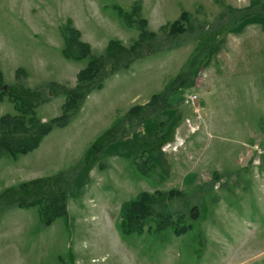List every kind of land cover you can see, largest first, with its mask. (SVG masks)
<instances>
[{
  "label": "rangeland",
  "instance_id": "rangeland-1",
  "mask_svg": "<svg viewBox=\"0 0 264 264\" xmlns=\"http://www.w3.org/2000/svg\"><path fill=\"white\" fill-rule=\"evenodd\" d=\"M134 1L0 0V70L5 80L12 83L22 68L31 87L47 92L50 82L75 87L86 62L63 56L64 24L71 21L98 53L112 38L130 45L139 31L126 26L113 5L129 10ZM137 1L149 28L159 34L154 50L146 49L131 68L107 78L74 120L55 128L38 148L17 160L0 158V192L78 165L118 114L164 91L210 40L209 33L200 36L195 26L210 30L218 15L222 22L226 5L242 10L264 3ZM182 10L195 26L174 40L162 27ZM187 75L170 94L164 115L138 128L155 134L157 142L136 135L130 144L117 142L109 149L106 169L94 162L80 173L68 194L69 220L58 217L42 226L36 207H0V264H264V17L222 29ZM64 101L61 93L50 95L37 109L38 116L45 121L59 116ZM7 112L15 110L5 98L0 116ZM143 150L159 164L146 178L130 164ZM171 189L201 205L197 225L205 243L200 253L195 232L177 235L167 229L156 235L147 230L153 219L142 235L120 233L124 201L141 191ZM173 205L185 206L180 199Z\"/></svg>",
  "mask_w": 264,
  "mask_h": 264
},
{
  "label": "trees",
  "instance_id": "trees-1",
  "mask_svg": "<svg viewBox=\"0 0 264 264\" xmlns=\"http://www.w3.org/2000/svg\"><path fill=\"white\" fill-rule=\"evenodd\" d=\"M225 7L226 18L221 22L218 15L210 30L204 24L195 26L192 16L186 10H182L177 19L163 26L162 32L174 40L179 39L194 26L200 36L209 33L210 40L201 44L186 67L171 80L164 91L154 93L146 104L134 105L125 113L118 114L111 125L93 139L78 165L4 189L0 192V207H36L42 226H49L58 217L69 220L68 194L75 188L81 172L94 162L98 163L100 169H106L109 149L117 142L130 144L134 141L135 135L141 141L149 139L153 143L157 142L155 134L141 133L138 128L152 118L164 115L166 106L171 105L170 94L183 84L181 82L192 72L202 52L217 38L222 29L233 27L243 19L253 16L264 17V3L251 5L242 10H231L227 5ZM113 9L126 26L135 27L139 31L138 37L130 45L112 38L104 51L98 53L81 39L80 31L71 21L63 26V56L69 60L86 62V66L78 74V83L75 87L50 82L47 84L49 90L47 92L41 87L29 86L26 82V72L22 68L15 72V80L12 83L5 80L0 70V100L7 98L15 110L14 113L7 112L0 116V158L17 160L38 148L55 128L66 127L74 120L88 96L102 89L107 78L131 68L137 59L144 57L146 49L154 50L159 34L149 28L148 19L143 16L139 1H134L129 10L117 4L113 5ZM59 93L65 97L62 113L48 121L43 120L38 116L37 109L49 100L50 95ZM159 124L163 125L164 120L162 119ZM130 164L142 178L150 177L159 169V164L146 150L132 156ZM185 198L184 193L178 189L139 192L121 205L120 233L123 236L142 235L149 220L153 219L155 224L148 226L149 232L156 235L167 229L177 235L195 232L200 245L197 249L199 253L202 252L205 237L197 225L202 217L201 205L197 202L190 204ZM176 199H180L181 204L185 206L183 208L174 206Z\"/></svg>",
  "mask_w": 264,
  "mask_h": 264
},
{
  "label": "built area",
  "instance_id": "built-area-1",
  "mask_svg": "<svg viewBox=\"0 0 264 264\" xmlns=\"http://www.w3.org/2000/svg\"><path fill=\"white\" fill-rule=\"evenodd\" d=\"M192 100V99H191ZM192 101H194V100H192Z\"/></svg>",
  "mask_w": 264,
  "mask_h": 264
}]
</instances>
